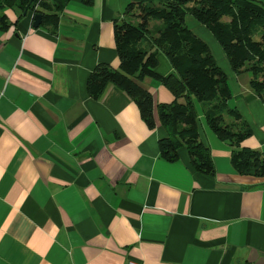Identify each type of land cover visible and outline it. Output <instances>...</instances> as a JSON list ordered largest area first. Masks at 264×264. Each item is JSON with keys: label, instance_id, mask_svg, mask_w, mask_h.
Returning <instances> with one entry per match:
<instances>
[{"label": "crops", "instance_id": "0c3cea01", "mask_svg": "<svg viewBox=\"0 0 264 264\" xmlns=\"http://www.w3.org/2000/svg\"><path fill=\"white\" fill-rule=\"evenodd\" d=\"M126 3L69 0L54 33L3 12L0 264H264V178L232 169L231 147L200 113L210 176L191 171L184 150L177 162L159 158L157 105L173 100L159 82L139 83L152 99L153 129L115 87L87 95L96 65L118 68L112 21ZM214 41L204 43L226 76L227 105L251 130L241 146L264 154V106ZM155 73H173L161 53Z\"/></svg>", "mask_w": 264, "mask_h": 264}, {"label": "trees", "instance_id": "16d2710c", "mask_svg": "<svg viewBox=\"0 0 264 264\" xmlns=\"http://www.w3.org/2000/svg\"><path fill=\"white\" fill-rule=\"evenodd\" d=\"M80 1L85 6L92 5V0ZM68 2L0 0V32L10 26L3 12L11 9L18 13L17 19L38 14L37 28L54 33L57 14ZM186 15L206 28L234 74H249L248 88L264 106V5L254 0H127L121 18L112 21L118 68L96 65L87 77L86 93L97 100L107 86L115 87L133 102L146 127L153 129L152 99L139 85L144 78L153 79L173 97L169 104L157 105L164 132L157 142L161 160L177 162L184 150L191 171L213 174L208 148L199 141L197 104L207 129L231 147L232 169L240 175L264 178V154L241 146L251 130L239 113L227 105L231 92L226 76L207 45L185 26ZM158 53L173 70L166 77L155 73Z\"/></svg>", "mask_w": 264, "mask_h": 264}, {"label": "rangeland", "instance_id": "374dc122", "mask_svg": "<svg viewBox=\"0 0 264 264\" xmlns=\"http://www.w3.org/2000/svg\"><path fill=\"white\" fill-rule=\"evenodd\" d=\"M185 22H186V26L189 28H192V30L195 32V34H197L198 38H200L202 41L204 40L207 43V35H209L211 38L212 36L210 35V33L206 30V28H204L202 25L198 24L191 16L186 15L185 16ZM223 21H227V18H222ZM195 26V27H194ZM196 27H199L198 29H195ZM213 39V38H212ZM203 41V42H204ZM214 41V39H213ZM215 42V41H214ZM216 43V42H215ZM217 45V44H216ZM215 56V55H214ZM217 64L219 65V61L217 59ZM220 66V65H219ZM248 75L249 74L247 72H244ZM229 86V85H228ZM231 88V85H230ZM232 90V89H231ZM195 109L197 113L199 112V106L197 104H195ZM200 123L202 122V124H204V121L202 118H199Z\"/></svg>", "mask_w": 264, "mask_h": 264}, {"label": "water", "instance_id": "95a60500", "mask_svg": "<svg viewBox=\"0 0 264 264\" xmlns=\"http://www.w3.org/2000/svg\"><path fill=\"white\" fill-rule=\"evenodd\" d=\"M39 20H40V16L38 14H36L33 18H32V23H31V27L32 28H37L39 26Z\"/></svg>", "mask_w": 264, "mask_h": 264}, {"label": "built area", "instance_id": "2783aa9c", "mask_svg": "<svg viewBox=\"0 0 264 264\" xmlns=\"http://www.w3.org/2000/svg\"><path fill=\"white\" fill-rule=\"evenodd\" d=\"M31 18H32V17H31ZM127 264H137V263L128 262Z\"/></svg>", "mask_w": 264, "mask_h": 264}]
</instances>
